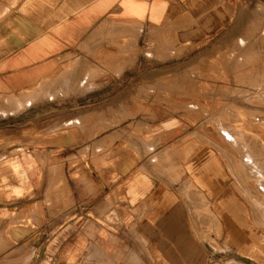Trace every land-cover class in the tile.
Returning <instances> with one entry per match:
<instances>
[{"label": "crops", "instance_id": "0c3cea01", "mask_svg": "<svg viewBox=\"0 0 264 264\" xmlns=\"http://www.w3.org/2000/svg\"><path fill=\"white\" fill-rule=\"evenodd\" d=\"M237 7L236 0H0V94L21 95L44 80H48L47 88L53 89L54 80L73 71L72 79L61 86L69 91L59 92L49 101H77L81 105L52 118L38 114L13 117L0 125V217L7 209L24 211L31 206L32 202L27 201L39 187L45 185L48 189L52 185L55 160L74 175H83L92 188L86 197L81 193L73 197L87 201L86 207H75L55 225L53 218L51 223L46 218L42 225L45 229L25 223L23 231H44L48 236L41 243L34 242L33 256L24 255L20 264H114L113 259L121 252L126 257L127 250L137 247L108 237L123 229L133 233L137 230L148 241L153 264H208L203 259V254H208L205 247L189 235L184 225L185 194L189 195L191 208L204 205L207 216L218 222L229 243L221 253L224 264H264L263 220L241 203L262 199L244 194H254L249 186L257 182L264 186V146L256 141L246 145L245 139L239 144L250 161L237 162V176L231 175L236 154L222 147L227 161L221 162L222 169L217 168L215 174L210 154L214 147L207 146L205 158L198 161L196 137L183 131V117L187 116L176 106L183 103L181 98L161 102L135 95L137 89L148 88V82L131 75L136 73L134 65L124 64L131 60L128 52L138 48L137 38L122 45L120 53L91 41L84 44L88 30L112 19L140 26V41L148 28L155 27L152 38L168 41L171 51L222 35ZM160 45L147 48L146 55L160 56L156 51ZM85 46L94 50L87 52ZM140 57L138 53L137 63ZM167 104L176 106L173 112ZM26 107L5 116L0 114V118L22 114ZM119 114L124 117L119 118ZM115 120L124 122V133L118 124L102 128V122ZM192 131L196 130L191 127ZM116 134L124 138L122 144L114 139L109 154L102 158L96 140ZM183 151L195 153L184 164L183 175L163 177L159 166L149 160L160 158L163 152L173 153V159L179 154L181 159ZM83 152L84 159L68 164ZM18 222L19 218L15 220ZM5 224L6 220H0V226ZM13 231L16 235L22 232L18 228ZM27 255L30 258L25 261Z\"/></svg>", "mask_w": 264, "mask_h": 264}, {"label": "rangeland", "instance_id": "374dc122", "mask_svg": "<svg viewBox=\"0 0 264 264\" xmlns=\"http://www.w3.org/2000/svg\"><path fill=\"white\" fill-rule=\"evenodd\" d=\"M236 2L238 4L237 10L233 14L229 24L224 28L222 35L194 44H184L171 51L168 48V41L162 42L161 40L152 38L155 32L154 29L148 28L146 37L140 41L138 39L139 30L141 32L140 26L137 24L122 23L112 19L105 20L101 24L95 25L91 30H88L84 40V44L91 41L94 45L102 49L108 46V48L111 49L115 48L120 53L122 45L129 44L137 38L139 46L128 52L131 60L125 61L124 64L126 67L133 64L136 73L134 72L131 75L134 76V79L140 77L143 82H148V88L144 89L145 92L142 89H137L138 94L135 92V95L140 97H154L161 102L167 101L166 99L168 98H181L183 103L176 106L181 114L187 116L183 117V131L189 134V136L192 135L196 137L195 143L198 150V161L206 156L207 146L211 145L214 147L213 153L210 154L213 156L214 171L216 174L217 168L219 170L222 169L221 162L224 160L227 161V157H225L223 153L225 149L223 150V148H231L234 154L237 155V152H239L238 157L236 155L235 157L233 156V166H235V169H233L231 173L233 176H237L236 171L239 167V163L237 162L244 164V162L247 163L250 161L248 160L249 154L244 153L238 147L239 144H244V139L246 140V145L256 141L255 143L264 146V0H236ZM254 26H257L256 29ZM252 28L254 29L252 30ZM249 35L250 39L248 38ZM241 38L242 40L240 41ZM158 44H161L159 49H154V51H159L158 54H160V56L144 55L143 51L145 49L149 47H158ZM165 47H167V49ZM233 47H237V50ZM91 49L94 50V48ZM91 49L85 46L87 52H90ZM138 53L142 54L139 63L136 62ZM241 60L243 64L247 63V65H243L240 62ZM75 63H73V65ZM73 65H71L72 67L70 66L69 70L74 67ZM240 71L242 74L239 73ZM243 75L246 76L244 77ZM64 77L65 78H61L60 76L58 79L54 80L55 86L53 89L47 88L48 80H44L34 88L26 90L22 93L23 95L30 91H36L37 89L38 91L39 89L42 90L41 88H44L42 92L48 90V93H41V91H39L42 95L38 96L37 99L39 100H37V103L28 105L26 111L22 112V114L0 118V125L4 126L3 124L13 117L21 118L22 116L29 118L30 116L38 114L45 118H52V116L58 114V112L60 114L79 108L81 105L77 103V101L59 104H52V101H49L48 97L51 96L50 98H53L59 92L66 94L69 91L68 88L65 90V88L61 89L60 87L64 84L66 78H68L66 81L72 79V73H66ZM61 79L62 82L64 81L63 84L60 82ZM56 81L60 82L57 83L61 85L56 84ZM56 87L58 89H56ZM54 89L56 92H53ZM50 91L52 95L49 94ZM228 96H230L229 99ZM232 97L234 100H232ZM0 101L3 100L0 99ZM230 102H233V104ZM176 106L174 104L166 105L167 109H171V112H173ZM226 112L227 114H225ZM123 117L124 115L119 114V118ZM56 120L57 121H54V128H56L60 116H58ZM111 124H118V129L124 133L125 124L124 122L121 124L120 120L102 122V128L103 126H109ZM191 127L196 130L194 133L193 131L191 133L189 132ZM138 128V125H135L134 129L138 130ZM229 131L236 133L232 134L231 132L229 133ZM237 138L239 139L236 140ZM99 139V142L96 140V150L101 152L102 158L109 154L108 151L111 150L112 141L114 139L119 140V145L122 144L121 141L124 140V138L120 137L118 134L113 138L107 136L100 137ZM138 140L139 137L135 136V141ZM191 155L193 156L195 153L184 151L181 155V159L179 154L173 159V153H165L162 155L163 158L161 156L160 159H155V161H152V158H149V160H151L153 165L158 163L156 166H160L159 169L163 177H169L180 173L183 175L184 164ZM85 157L86 152H83L80 158L74 159L68 164L77 163L80 161L79 159H84ZM51 172L53 177L52 185H50L48 189H46L45 185L39 187L27 201V203H30L29 201L32 202L31 206L21 212H17L15 208H11L2 213L0 220H6V224L0 226V264H20L24 255L32 253L33 256L34 242L41 243L48 236V233L44 231L41 233L23 231L27 228L25 223H34L38 225L39 229H45L42 225L45 224L46 218L49 219L50 223L51 218H53V224L55 225L64 216L74 211L75 207H86L87 201H76L73 199V197L79 196V193L86 197L90 190L92 191V188L88 185L84 176L74 175L72 171L63 166L60 160H55ZM257 175L260 176L259 174ZM249 188L255 195L245 193L244 196H261L262 199L259 201L246 200L241 203L256 211L264 224V189L262 190L261 184L259 185L258 182L255 185L252 184ZM184 194L185 193H183V195ZM52 195L53 200H50ZM183 198L186 200V202L184 199L182 200L186 212L184 225L188 229L189 235L191 234L192 237L201 241L205 247L204 251L208 254L207 256L203 254V259H207L209 262L208 264H224L226 260L221 257V253L229 246V243L227 239L223 238L218 222H216L214 217L207 216V210L204 208V205L200 204L191 208V203L188 199L189 195L185 194ZM18 218L19 222L15 223V220ZM16 228L22 230L20 235L14 233L13 230ZM126 230L123 229L122 231L113 232L108 234V237L119 244H129L132 246L135 244L137 247L132 251L127 250L128 254L126 257L122 255L123 252H121L120 255H117V257L113 259L114 264H153L152 253L151 251L149 253V248L147 247L149 244L148 241L143 240L141 234H139L137 230L134 233L132 230ZM210 253L213 256H211ZM28 256L30 255L25 257L26 261L30 258H27ZM209 260L212 262L210 263Z\"/></svg>", "mask_w": 264, "mask_h": 264}, {"label": "bare ground", "instance_id": "6f19581e", "mask_svg": "<svg viewBox=\"0 0 264 264\" xmlns=\"http://www.w3.org/2000/svg\"><path fill=\"white\" fill-rule=\"evenodd\" d=\"M259 15V14H258ZM262 21V20H261ZM258 23H259V21H258ZM260 24V23H259ZM168 25V24H167ZM184 25H186V24H184ZM255 27V26H254ZM257 27V26H256ZM256 27H255V29H256ZM119 29V28H118ZM121 29V28H120ZM123 29V28H122ZM154 29H155V27H154ZM254 28H252V30H253ZM258 30V29H257ZM121 31V30H120ZM255 31V30H254ZM160 35V34H159ZM155 36V35H154ZM155 38V37H154ZM238 38V37H237ZM249 39H250V35H249V37H248ZM157 39V38H156ZM242 40V38L240 39V41ZM252 40V39H251ZM237 42H239V41H237ZM244 42V41H243ZM251 42V41H250ZM239 44V43H238ZM241 45V44H240ZM237 46H239V45H237ZM242 46V45H241ZM240 46V47H241ZM251 46V45H250ZM261 46V45H260ZM123 47V46H122ZM235 47V46H234ZM233 47V48H234ZM239 47V48H240ZM237 48V47H236ZM236 48H234V49H236ZM261 48V47H260ZM241 49V48H240ZM245 49V48H244ZM237 50V49H236ZM136 51V50H135ZM150 51H152V50H150ZM234 51V50H233ZM240 51V50H239ZM238 51V52H239ZM145 54L144 55H146V52H147V50L145 49ZM143 52V53H144ZM231 52V51H230ZM238 52H237V54H238ZM242 52V51H241ZM151 54L153 53L154 54V52H150ZM229 54V53H228ZM231 54V53H230ZM148 55H149V52H148ZM157 55V54H156ZM233 55V54H232ZM244 55V54H243ZM243 55H242V57H243ZM234 56V55H233ZM239 56V55H238ZM237 56V57H238ZM150 57V56H149ZM229 57V56H228ZM235 57V56H234ZM233 57V58H234ZM239 57H241V56H239ZM155 58V57H154ZM231 58V57H230ZM227 59V58H226ZM238 59V58H237ZM240 59V58H239ZM109 61V60H108ZM229 61V60H228ZM245 61V60H244ZM263 61V60H262ZM76 61H74L73 63H75ZM241 63H242V60L240 61ZM247 62V61H246ZM71 64V63H70ZM221 64V63H220ZM228 64V63H227ZM243 64V63H242ZM73 65V64H72ZM243 65H247V63L245 64H243ZM74 66V65H73ZM72 67V66H71ZM88 67V66H87ZM236 67V66H235ZM74 68V67H73ZM73 68H72V70H73ZM226 68V67H225ZM231 68V67H230ZM234 68V67H233ZM238 68V67H237ZM85 69V68H84ZM90 69V68H89ZM232 69V68H231ZM67 70V69H66ZM65 70V71H66ZM71 70V69H70ZM69 70V71H70ZM83 70V69H82ZM98 70V69H97ZM203 70V69H202ZM230 70V69H229ZM248 70H249V68H248ZM261 70V69H260ZM259 70V71H260ZM64 71V72H65ZM86 71V70H85ZM243 71V70H242ZM251 71V70H250ZM73 72V71H72ZM71 72V73H72ZM87 72V71H86ZM227 72H229V71H227ZM245 72V71H244ZM243 72V73H244ZM76 73V72H75ZM90 73V72H89ZM203 73V72H202ZM239 73H241L242 74V72L240 71ZM68 74V73H67ZM98 74H99V72H98ZM229 74V73H228ZM249 74V73H248ZM66 75V74H65ZM64 74H63V76H61V78H65L64 76H65ZM97 75V74H96ZM247 75V74H246ZM245 75V76H246ZM251 75V74H250ZM56 76V75H55ZM57 76H58V74H57ZM70 76H71V74H70ZM225 76V75H224ZM244 76V75H243ZM244 76V77H245ZM67 77V76H66ZM69 77V76H68ZM84 77V76H83ZM93 77V76H92ZM229 77V76H228ZM244 77H242V78H244ZM252 77V76H251ZM250 77V78H251ZM96 78V77H95ZM227 78V77H226ZM234 78V77H233ZM237 78V77H236ZM248 78V77H247ZM58 79V78H57ZM66 79H68V78H66ZM66 79L64 80L65 82H66ZM70 79V78H69ZM51 80V79H50ZM71 80V79H70ZM229 80V79H228ZM242 80V79H241ZM252 80V79H251ZM255 80H256V77H255ZM258 80V79H257ZM59 81V80H58ZM58 81H56V84H58V83H62L63 84V82H62V79H61V81L60 82H58ZM79 81H81V80H79ZM78 81V82H79ZM230 81V80H229ZM228 81V82H229ZM240 81V80H239ZM51 82V81H50ZM58 82V83H57ZM65 82H64V84H65ZM244 82V81H243ZM246 82V81H245ZM263 82V81H262ZM52 83V82H51ZM70 83V82H69ZM236 83H239V82H236ZM247 83V82H246ZM260 83V82H259ZM72 84V83H71ZM74 84H75V82H74ZM78 84V83H77ZM240 84V83H239ZM59 85H61V84H59ZM70 85V84H69ZM76 85V84H75ZM253 85H254V82H253ZM260 85V84H259ZM62 86V85H61ZM71 86V85H70ZM74 86V85H73ZM195 86V85H194ZM243 86V85H242ZM44 87V86H43ZM52 87V86H51ZM80 87V86H79ZM254 87V86H253ZM256 87V86H255ZM258 87V86H257ZM61 88V87H60ZM90 88V87H89ZM142 88V87H141ZM189 88V87H188ZM236 88V87H235ZM42 90L44 89V88H41ZM56 89H58L57 87H56ZM62 89V88H61ZM67 89V88H66ZM65 89V90H66ZM91 89V88H90ZM257 89V88H256ZM259 89V88H258ZM42 90H40L39 89V91H41V93H45V92H47L48 90H46L45 92L43 91L42 92ZM51 90V89H50ZM55 90V89H54ZM53 90V92H56V90L54 91ZM60 90V89H59ZM64 90V89H63ZM62 90V91H63ZM69 90V89H68ZM80 90V89H79ZM195 90V89H194ZM237 90H239V89H237ZM38 91V89L36 90V91H30V92H28L27 94L25 93V95H13V94H0V99L1 100H3L2 102H1V104H0V114L2 115V116H5L6 114H10V113H14V112H17V111H20V110H22V109H24L26 106H28V105H30L33 101H37V100H39V99H37L38 98V96L39 95H42V94H40V92ZM83 91V90H82ZM144 91V90H143ZM145 92V91H144ZM63 93V92H62ZM224 93V92H223ZM233 93V92H232ZM241 93V92H240ZM251 93V92H250ZM50 95H52L51 94V91H50V93H49ZM138 94V93H137ZM141 94H143V93H141ZM187 94V93H186ZM249 94V93H248ZM46 95V94H45ZM44 95V96H45ZM250 95V94H249ZM254 95V94H253ZM47 96V95H46ZM43 97V96H42ZM51 97V96H50ZM50 97H48L49 99H51ZM53 97V96H52ZM138 97V96H137ZM147 97V96H146ZM227 97V96H226ZM242 97V96H241ZM240 97V98H241ZM135 98H136V96H135ZM140 98V97H139ZM230 98V96H228V99ZM233 98V97H232ZM263 98V97H262ZM261 98V99H262ZM41 99V98H40ZM131 99V98H130ZM132 100V99H131ZM138 100V99H137ZM232 100H234V98L232 99ZM252 100V99H251ZM260 100V99H259ZM258 100V101H259ZM264 100V99H263ZM235 101H236V99H235ZM242 101V100H241ZM257 102V101H256ZM230 103H232L233 104V102H230ZM243 103V102H242ZM191 104V103H190ZM239 104V103H238ZM196 106V105H195ZM240 106V105H239ZM244 106V105H243ZM252 106V105H251ZM255 106V105H254ZM241 107V106H240ZM126 108V107H125ZM243 108V107H242ZM241 108V109H242ZM119 111V110H118ZM126 112H127V110H125ZM131 111V110H130ZM252 111V110H251ZM120 113V112H119ZM221 113H223V112H221ZM114 114V113H113ZM126 114V113H125ZM225 114H227V112L225 113ZM0 115V116H1ZM117 115V114H116ZM121 115V114H120ZM123 115V114H122ZM129 115V114H128ZM127 115V116H128ZM130 116V115H129ZM115 117V116H114ZM118 117V116H117ZM116 119V118H115ZM122 119V118H121ZM120 119V120H121ZM216 119V118H215ZM105 120V119H104ZM113 120V119H112ZM214 120V119H213ZM107 121V120H106ZM109 121V120H108ZM110 124V123H109ZM112 125V124H111ZM57 127V126H56ZM106 127H108V126H106ZM223 128V127H222ZM224 129V128H223ZM230 130V129H229ZM223 132V131H222ZM225 132V131H224ZM231 131H229V133H230ZM219 133H220V131H219ZM228 133V132H227ZM232 133V132H231ZM236 133V132H235ZM235 133H232V134H235ZM242 133V132H241ZM235 136V135H234ZM237 136H240V135H237ZM232 138H233V136H232ZM227 139V138H226ZM239 138H237L236 140H238ZM235 140V139H234ZM235 140V141H236ZM248 140V139H247ZM240 142V141H239ZM238 142V143H239ZM214 144V143H213ZM236 144H237V142H236ZM176 146V145H175ZM174 146V147H175ZM235 146V145H234ZM239 147V146H238ZM187 148V147H186ZM194 148V147H193ZM142 149V148H141ZM140 149V150H141ZM144 149H146V148H144ZM172 149V148H171ZM176 149V148H175ZM180 149V148H179ZM147 150V149H146ZM151 150V149H150ZM238 150V149H237ZM245 150V149H244ZM252 150V149H251ZM95 151V150H94ZM99 152V151H98ZM167 152V151H166ZM184 152V151H183ZM247 152V151H246ZM94 153V152H93ZM163 154H165L164 152H163ZM167 154V153H166ZM247 154V153H246ZM245 154V155H246ZM255 156V155H254ZM245 157V156H244ZM248 157V156H247ZM153 158H156V157H154L153 156ZM158 158V157H157ZM162 158H163V156H162ZM257 158V157H256ZM158 159H160V158H158ZM184 160V159H183ZM240 160H241V158H240ZM257 160V159H256ZM155 161V160H154ZM159 162V161H158ZM260 162V161H259ZM156 163V162H155ZM161 163H162V161H161ZM158 164V163H157ZM156 164V165H157ZM160 164V163H159ZM161 165V164H160ZM164 165V164H163ZM258 166V165H257ZM160 167V166H159ZM163 167V166H162ZM158 168V167H157ZM164 168V167H163ZM179 170V169H178ZM259 173V172H258ZM257 173V174H258ZM261 180V179H260ZM262 182V181H261ZM262 186V185H261ZM262 187H264V186H262ZM185 190V189H184ZM184 193V192H183ZM212 214V213H211ZM206 215V214H205ZM206 219V218H205ZM214 220V219H213ZM207 223H208V221H207ZM206 223V224H207ZM18 233V232H17ZM206 239V238H205ZM30 256H28L27 258H29ZM26 261V260H25ZM233 262V261H232Z\"/></svg>", "mask_w": 264, "mask_h": 264}]
</instances>
